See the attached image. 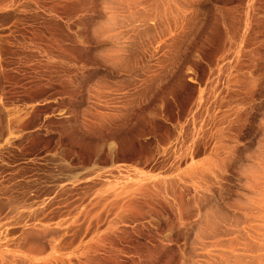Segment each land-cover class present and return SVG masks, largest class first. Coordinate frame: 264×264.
I'll return each mask as SVG.
<instances>
[{"label": "rangeland", "instance_id": "rangeland-1", "mask_svg": "<svg viewBox=\"0 0 264 264\" xmlns=\"http://www.w3.org/2000/svg\"><path fill=\"white\" fill-rule=\"evenodd\" d=\"M0 264H264V0H0Z\"/></svg>", "mask_w": 264, "mask_h": 264}]
</instances>
